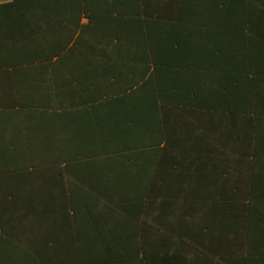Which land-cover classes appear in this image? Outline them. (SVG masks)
<instances>
[{
    "label": "crops",
    "instance_id": "obj_1",
    "mask_svg": "<svg viewBox=\"0 0 264 264\" xmlns=\"http://www.w3.org/2000/svg\"><path fill=\"white\" fill-rule=\"evenodd\" d=\"M20 8L0 264H264V0Z\"/></svg>",
    "mask_w": 264,
    "mask_h": 264
},
{
    "label": "trees",
    "instance_id": "obj_2",
    "mask_svg": "<svg viewBox=\"0 0 264 264\" xmlns=\"http://www.w3.org/2000/svg\"><path fill=\"white\" fill-rule=\"evenodd\" d=\"M43 0H9L6 3L0 4V17L12 18L18 17L19 13L24 12V9L20 8L30 3H39ZM88 3V0H81ZM115 1V0H112Z\"/></svg>",
    "mask_w": 264,
    "mask_h": 264
}]
</instances>
